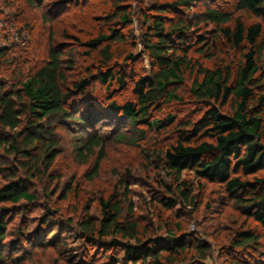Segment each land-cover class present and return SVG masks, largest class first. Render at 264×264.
Wrapping results in <instances>:
<instances>
[{
	"label": "rangeland",
	"instance_id": "obj_1",
	"mask_svg": "<svg viewBox=\"0 0 264 264\" xmlns=\"http://www.w3.org/2000/svg\"><path fill=\"white\" fill-rule=\"evenodd\" d=\"M10 1L22 12L20 24L31 27L27 30L29 58L3 67L0 74L22 78L31 67L42 64L48 57L49 48L55 46L62 52L66 65H73V70L68 72L70 81L87 77L89 72L94 74L81 99L86 97L96 106V111L82 107V121L53 123L52 134L58 143L59 155L48 172L43 167L41 172H34L28 178L30 189L38 196L37 201L0 202V207L4 208L0 211V221L3 217L7 225L6 236L0 241V264H264V228L243 213L242 206L230 199L222 185L197 177L193 171H184L182 180L193 188L190 196L194 201L190 203L180 193L181 181L170 175L160 160L162 152L176 139L177 123L199 117L207 106L191 93L197 67H210L214 62L198 50V44L195 42L189 53L197 69L187 71L185 82L174 86L183 100L162 102L153 108L149 119L154 126H133L110 105L112 100H135L133 82L129 79L125 88L114 83L108 91L93 71L97 52L89 55L83 46L86 40L108 33L113 23L109 14L113 11L114 0ZM153 1H121L134 14L133 23L123 32L132 34L137 42L135 46L131 39L122 48L132 52L136 59L126 62L124 56L115 57V64L134 76L133 79L150 72L149 58L140 42L148 26L141 10L148 8ZM239 4L240 0H195L186 15L191 18L193 12L214 7L229 11L234 18L240 17L247 26L262 22L260 17L240 8ZM193 33L203 35L211 42L214 26L201 24L193 28ZM117 47L119 45L114 44L113 49ZM212 52L217 62H236L242 57L241 51L232 50L224 42H218ZM259 63L261 69L257 78L264 88V52ZM110 93H114L113 97L109 96ZM224 110L230 111L228 107ZM169 116L175 121L170 123ZM161 123L164 126H160ZM119 134H127L130 138L122 139ZM94 135L101 136L105 146L97 172L94 164L100 148H96L92 155L83 156L79 155L78 149L85 139ZM14 156L0 147V184L10 175L5 166L19 167ZM255 176H264V170ZM112 195L121 203L124 212L132 203L135 219L140 225V237L148 248H168L174 244V236L187 243L186 251L175 256L173 262L164 258L166 251L159 261L152 257L143 259L135 251L128 258L129 247L141 248L135 239L117 234L94 237L85 233L80 220L90 216L98 222L101 219V199ZM170 199L174 200L172 208L163 202ZM45 218L48 223L42 222ZM248 228L259 234L258 242L234 246L236 231ZM201 242L207 246L205 257L195 248V244Z\"/></svg>",
	"mask_w": 264,
	"mask_h": 264
},
{
	"label": "trees",
	"instance_id": "obj_2",
	"mask_svg": "<svg viewBox=\"0 0 264 264\" xmlns=\"http://www.w3.org/2000/svg\"><path fill=\"white\" fill-rule=\"evenodd\" d=\"M27 1L35 3L34 0ZM121 1L112 2L113 11L109 18L113 23L108 33H101L83 43L88 49L87 54L97 52L93 71L108 91L114 83L125 88L129 79L133 82L135 100H112L111 107L133 126H154L149 119L151 110L162 102L182 101L183 97L174 86L185 82L187 71L198 68L191 93L207 106L199 117L177 123L176 139L162 152L160 160L170 175L181 181L180 193L190 203L194 201L190 196L193 188L182 180L184 171L189 170L197 177L220 183L230 199L242 206L243 213L264 228V176H255L264 170V88L257 78L261 69L259 60L264 52V0H240V8L248 9L262 19V22L248 26L240 17L234 18L229 11L214 7L193 12L189 18L186 12L193 8L195 0H154L148 8L141 10L148 26L140 42L149 58L150 72L134 79L115 64V57L124 56L126 62L136 59L132 52L122 48L131 39L135 46L137 42L132 34L123 32L133 23L134 14ZM21 13L10 0H0V39L3 42L0 46V69L28 61L29 44L21 46L10 42L7 35L12 23L21 30L31 28L20 24ZM201 24L214 26L211 42L205 36L193 33V28ZM195 42L198 50L214 61L212 66L192 64L189 53ZM218 42H224L234 51H241L242 57L236 62H217L212 51ZM104 43L106 45L102 47ZM114 44L119 45L115 50ZM72 70L73 65H66L62 59V52L51 46L47 59L31 67L22 78L0 74V147L15 154L19 165L18 168L5 166L10 175L0 184V202L37 201L38 196L30 189L28 178L34 172H41L43 167L48 172L59 155L58 143L52 134L53 123L82 121V107L96 111V106L86 97L81 99L94 74L89 72L87 77L70 81L68 72ZM113 94L109 96L113 97ZM226 107L230 111L224 110ZM168 120L170 123L175 121L172 116ZM118 136L130 138L127 134ZM104 147L103 138L99 135L88 137L78 146L82 156L92 155L96 148H100L94 164L95 172L104 158ZM251 176L254 177L242 179ZM114 197L101 199V219L98 222L90 216L80 220L85 233L94 237L117 234L135 239L141 248L129 247L128 258L135 251L143 259L152 257L159 261L166 251L164 258L173 262L175 256L186 251L187 243L174 236V244L168 248H148L140 237V225L135 219L132 203L124 212ZM163 202L168 208L174 205L173 199ZM1 210L4 208L0 207ZM42 222L48 223V220L45 218ZM6 229L2 217L0 241L5 238ZM258 240L259 234L255 230L240 229L235 233L233 244L243 247ZM195 248L205 257L207 246L204 243L195 244Z\"/></svg>",
	"mask_w": 264,
	"mask_h": 264
},
{
	"label": "built area",
	"instance_id": "obj_3",
	"mask_svg": "<svg viewBox=\"0 0 264 264\" xmlns=\"http://www.w3.org/2000/svg\"><path fill=\"white\" fill-rule=\"evenodd\" d=\"M7 35L10 42L16 43L21 46L27 45L30 37L27 30L19 29L17 26H15V23L10 24Z\"/></svg>",
	"mask_w": 264,
	"mask_h": 264
}]
</instances>
